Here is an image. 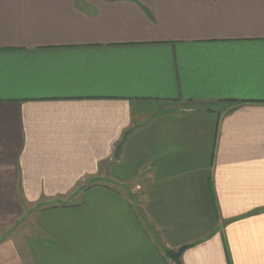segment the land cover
<instances>
[{"label": "crops", "instance_id": "obj_1", "mask_svg": "<svg viewBox=\"0 0 264 264\" xmlns=\"http://www.w3.org/2000/svg\"><path fill=\"white\" fill-rule=\"evenodd\" d=\"M0 264H264V0H0Z\"/></svg>", "mask_w": 264, "mask_h": 264}, {"label": "water", "instance_id": "obj_2", "mask_svg": "<svg viewBox=\"0 0 264 264\" xmlns=\"http://www.w3.org/2000/svg\"><path fill=\"white\" fill-rule=\"evenodd\" d=\"M126 139L127 137H124L123 141L120 143V145L118 146V150H117V153H116V157H119V155L121 154L122 152V149H123V145L125 144L126 142ZM130 199L131 201L133 202V205L135 207V209L137 210L138 214L143 217L142 215V211H141V208L139 206V199H138V195L137 194H131L130 195ZM184 251V248L180 249L179 251L177 252H174V251H169L168 252V256L173 260L175 261L176 263H179V259L182 255Z\"/></svg>", "mask_w": 264, "mask_h": 264}]
</instances>
